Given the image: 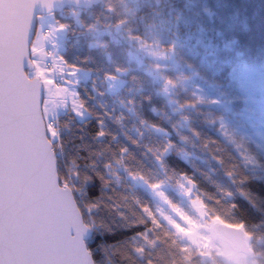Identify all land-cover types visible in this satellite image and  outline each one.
<instances>
[{
    "label": "snow or ice",
    "instance_id": "obj_1",
    "mask_svg": "<svg viewBox=\"0 0 264 264\" xmlns=\"http://www.w3.org/2000/svg\"><path fill=\"white\" fill-rule=\"evenodd\" d=\"M59 27L63 29L65 25ZM175 47L173 41L171 49L175 51ZM205 47L212 48V42ZM59 58L67 65L69 74L75 75L80 66L69 63L63 55ZM29 64L35 68L31 74L24 70L19 59L11 66L6 61L0 75V258L5 264H97L100 252L110 253L109 259L118 256L123 264H169L162 249L173 246L175 259L171 264H195L196 256L214 259L215 240L221 242L222 248L232 247L233 259L228 264H248L250 256L258 261L264 259V252H257L251 245L254 234L248 219L243 216L229 219L216 210V205L225 200L231 201L233 209H239L235 193L221 189V196L205 199L194 174L169 171L167 158L175 146L171 139L159 146H144L143 154H152L163 175L154 176L150 170L146 172L142 167L129 165L126 161L132 156L131 149L105 123V117L122 123L123 115H116L115 110L93 114L78 87L71 92L70 99L65 98L67 86L63 92L48 87H60L54 68L41 69L39 62L31 58ZM115 71L122 70L117 67ZM105 78L115 79V72H106ZM168 83L173 82L169 79L166 87ZM237 83L245 88L248 78L241 75ZM93 91L97 89L93 87ZM49 95L59 97L52 100L51 109L44 105ZM192 95L196 98L185 101L181 108L194 107L203 101L197 93ZM129 102L135 103L134 98H129ZM247 111L240 115L243 117ZM93 115L94 125L88 119ZM64 116H68V121L62 120ZM220 119L225 136L234 140L223 118ZM151 126L160 128L155 123ZM191 131L197 139L201 138L199 130ZM88 137L99 147L93 148ZM106 137H110L107 143ZM142 138L141 132L129 139L140 146ZM202 144L205 148L217 145L212 150V158L225 166L224 149L218 141L205 138ZM240 147L237 143L236 148ZM239 155L244 159L227 164L225 175L238 185L237 191L255 208L250 190L243 187L251 177L240 169L241 163L246 166L253 157L245 152ZM122 179L142 181L162 198L161 203L153 205L138 194L118 191ZM172 181L190 197L191 211L164 191L165 185ZM25 185L35 195L27 202L21 191ZM25 203L36 210V216L28 227L10 228V222ZM44 219H50L51 226L46 235L37 236V228ZM215 220L231 230V234L216 228L212 223ZM200 228L205 231L200 232ZM193 229L199 238L187 231ZM97 235L108 238L94 248L90 241Z\"/></svg>",
    "mask_w": 264,
    "mask_h": 264
},
{
    "label": "trees",
    "instance_id": "obj_2",
    "mask_svg": "<svg viewBox=\"0 0 264 264\" xmlns=\"http://www.w3.org/2000/svg\"><path fill=\"white\" fill-rule=\"evenodd\" d=\"M54 14L59 23L68 28L69 41L60 55L67 57L69 63L92 71L91 79L80 81L78 85L92 113L115 110L116 115L124 117L122 123L105 117V123L110 131L118 133L120 142L128 144L131 149L132 156L126 163L142 167L146 172L150 170L154 176L163 175L152 154H143L144 146H159L171 139L175 146L167 158L169 171L175 169L176 172L194 174L205 199L221 196V189H230L235 193L239 209H233L231 201L225 200L216 205V210L229 219L234 216L248 219L254 234L251 245L257 252H264L262 150L253 141L245 142L239 137L235 140L241 147L236 148L237 143L225 136L220 127L224 107L218 102L203 99L194 107H180L185 101L196 98L192 95L194 89L187 83L190 80L206 87L217 97L216 100L229 104L234 111L239 110L244 96L234 70L247 64H264V0H102L90 9L68 7L62 13ZM115 26L119 27L117 40L108 34L92 38L98 28L102 29L97 33ZM91 40L96 41V45H90ZM138 41L172 53L177 67L160 66L148 57L138 63L130 55L132 42ZM173 41L176 42L175 51L171 49ZM209 41L213 44L212 48L205 47ZM117 67L122 71L116 72ZM106 72H115V76L126 81L118 92L105 90ZM169 79L173 83H168L166 87ZM93 87L97 91H93ZM129 98H134L135 103H130ZM88 119L92 125L95 124L94 115ZM62 120L68 121V116L62 117ZM152 123L160 128H153ZM192 129L199 130L200 139L193 135ZM141 132L143 138L137 146L129 138H136ZM184 136L188 139H183ZM205 138L219 142L224 149L225 166L243 160L240 152L253 157L246 166L241 163L240 169L244 175L251 177L243 187L250 190L257 205L255 208L237 191L238 185L225 175V166L212 158V150L217 145L203 147ZM109 139L106 137L104 142ZM88 140L93 148L99 147L91 137ZM120 175L123 177L124 173ZM166 185L178 187L175 181ZM118 191L138 194L154 205L147 190L133 187L127 179H122ZM254 224H259V227H253ZM107 238L97 235L90 243L95 248ZM174 251V246L162 249V255L169 264L175 259L172 255ZM109 255L100 252L97 264H123L118 256L109 259ZM253 257L256 264H264V259L258 261ZM213 260L212 264H226L217 256ZM194 262L201 264L199 256L194 257Z\"/></svg>",
    "mask_w": 264,
    "mask_h": 264
},
{
    "label": "rangeland",
    "instance_id": "obj_3",
    "mask_svg": "<svg viewBox=\"0 0 264 264\" xmlns=\"http://www.w3.org/2000/svg\"><path fill=\"white\" fill-rule=\"evenodd\" d=\"M38 24H37V32L32 40L30 46L31 59L39 62V67L41 69H45L47 64H51L54 68V75L56 80L59 82L60 87L57 88L55 85H49L48 87L52 91H64V87L67 86L68 91L65 93V98H71V92L74 91L80 81H86L87 79H91L92 71L88 69L79 68L76 71L75 75H70V70L67 68V65L63 64V61L60 60V53L64 51V47L66 45V37H67V26L61 29L59 27L60 24L56 21L54 15H40L38 16ZM48 33L44 34L43 32ZM102 29V28H98ZM98 30L92 35V38L99 37L104 34H108L110 37H113L117 40L119 27H106L105 30L97 33ZM69 41V40H68ZM90 45H96V41L90 42ZM132 50L130 55L132 58H135L138 63L143 62L145 57L154 59L160 66L168 67V68H176L177 64L175 62L174 56L172 53H167L163 49L159 48L156 45H145L142 42H132ZM61 68L64 69L61 72ZM35 71V68L32 69ZM32 71H28L31 74ZM234 74H236L235 79L238 80L241 75H244L248 78V86L245 88H241L243 97V104L239 108L238 111H234L229 104H225L222 101H218L224 107V116L223 124L228 132L231 133L232 137L242 139L243 141H253L264 154V65L254 67L251 65L240 66L234 70ZM66 78V79H65ZM125 80L120 76H115V79H106L104 78L105 90L109 93H116L119 89L124 86ZM190 87L194 89V92L197 93L198 96L203 97V99L216 100L215 97L206 87H200L197 83L187 81ZM59 99V97H53L51 95L48 96L47 100L44 101V105L49 109L52 107V100ZM246 112V114L242 117L240 114L242 112ZM90 117V116H89ZM88 117V118H89ZM221 124V122H220ZM223 129V128H222ZM225 131V129H223ZM230 138V137H228ZM231 139V138H230ZM234 143L237 141L231 139ZM133 187H141L144 190H147L149 196L152 198L154 205L160 204L162 198L154 194L152 190H150L146 184L142 181H133L131 179H127ZM164 191L168 193L173 199L182 203L185 209L189 211L192 210V206L190 204V197L184 192L183 189L177 187L173 188L168 185H165ZM205 219H207L205 217ZM216 221H213L214 224ZM180 231H186L185 229H180ZM190 231L191 234L197 236L199 238L198 233L193 230ZM200 232H204L203 228L199 229ZM184 242H187L186 240ZM216 247L214 251L216 252L215 256L228 264L229 261L233 259L231 246L221 247V242L219 240L214 241ZM201 264L213 263V259L201 258L199 256ZM248 264H256L253 257L250 256L248 259Z\"/></svg>",
    "mask_w": 264,
    "mask_h": 264
},
{
    "label": "water",
    "instance_id": "obj_4",
    "mask_svg": "<svg viewBox=\"0 0 264 264\" xmlns=\"http://www.w3.org/2000/svg\"><path fill=\"white\" fill-rule=\"evenodd\" d=\"M99 1L101 0H0V75L3 74L6 61L11 66L19 59L25 71H32L34 68L29 64L31 55L29 48L38 15L61 11L65 5L89 8ZM21 191L26 202L35 198L28 186H22ZM36 214V210L25 203L18 209L9 227L12 229L28 227ZM50 226V219L42 220L36 235H46ZM215 227L231 234V230H227L220 223L215 224ZM0 264H5L3 258H0Z\"/></svg>",
    "mask_w": 264,
    "mask_h": 264
}]
</instances>
